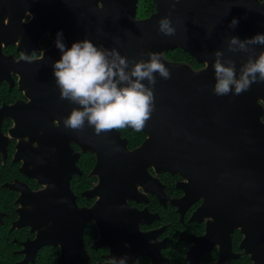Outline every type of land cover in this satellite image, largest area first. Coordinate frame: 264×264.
Instances as JSON below:
<instances>
[{"label":"flooded vegetation","instance_id":"af4514ba","mask_svg":"<svg viewBox=\"0 0 264 264\" xmlns=\"http://www.w3.org/2000/svg\"><path fill=\"white\" fill-rule=\"evenodd\" d=\"M213 1L225 9L227 0H206L205 5ZM162 2L0 0V264L60 262V244L36 248L37 232L29 225L17 227L25 204L20 203L22 190L11 186L38 193L55 185L51 202L59 204L65 194L60 187L68 176L64 166L71 167L76 155L81 173L72 174L70 189L79 208L93 211L80 241L82 257L74 264H111V255L127 257V264H264V148L253 146V136L241 149L223 147L218 134L203 139L195 158H189L188 169L200 172L195 180L190 174L183 178L148 168V177L137 182L136 191L119 208L114 199L99 207V196H84L99 183L92 176L97 157L73 141L78 130L61 128L70 111L64 112L53 75V64L62 55L55 43L57 33H63L66 49L86 39L93 44L118 40L132 18L151 19ZM251 3L258 10L264 0ZM207 34L217 35L211 30ZM171 52L165 57L172 62L194 70L205 67L189 53L197 65L171 60ZM22 53L30 55L31 62H25ZM261 120L264 123V116ZM119 130L131 151L147 138L142 131ZM223 165L232 170L225 175L234 178L231 183L219 180ZM34 168H40L51 184L25 173ZM70 236L69 242L75 243L76 237ZM67 256L66 262L72 259Z\"/></svg>","mask_w":264,"mask_h":264},{"label":"water","instance_id":"95a60500","mask_svg":"<svg viewBox=\"0 0 264 264\" xmlns=\"http://www.w3.org/2000/svg\"><path fill=\"white\" fill-rule=\"evenodd\" d=\"M57 1L46 0V3L57 4ZM163 2L164 6L159 5V12L151 19L138 21L135 17L132 18L126 27L124 38H109L94 44L107 49L115 48L130 62L142 59L147 61V53H158L171 73L168 80L154 74V111L141 130L147 134V138L139 148L131 151L120 130L96 135L87 121L85 126L78 130L76 138H73L83 152L93 153L97 157L92 176L98 177L99 183L84 196H99V207L114 199L119 208V204L124 202L122 200H126L130 196L129 193L136 191L137 182L140 183L142 177H148L147 169L151 167L156 168L158 173L170 172L183 178L190 174L192 180L199 178L195 176L200 174L199 171L188 169L191 164L189 158H195L203 139L212 140L215 134H218L217 139L223 142V147H247L242 143L250 144L253 136V146L264 148V123L261 120L264 116V82L253 83L248 91L240 95L230 93L228 96L217 97L213 93L216 81L212 67L214 52L222 51L224 59L235 62L238 78L240 68L249 57L255 60L260 52L264 51L262 45L250 46L249 52L233 53L228 50L230 37L244 41L257 34H264V5L254 10L251 8V0H227L225 9H220L214 1L205 5L206 0ZM164 17L170 19L176 30L175 36L167 37L159 32L158 22ZM233 19L238 23L234 28H230ZM209 30L217 35L209 38ZM176 49L189 53L198 63L205 64V67L194 70L189 65L168 60L165 53ZM142 83L146 86L148 84L147 81ZM63 101L64 112H71V109L79 107L67 100ZM60 123L61 128H65L62 122ZM25 145L33 149L32 143ZM39 148L38 146L35 150ZM77 158L78 155L73 159L71 167L64 166L68 176L60 187L65 194L60 197L63 201L59 204L58 201L51 202L50 195L53 187L56 189L55 185L48 186L47 190L38 193H32L17 185L11 186L12 189L22 190L20 203L24 200L25 204L22 203L24 207L19 210L20 220L17 227L29 225L37 232L36 248L46 244H60L63 252L58 264H74L76 257L77 261L82 257L80 241L85 224L91 219L90 213L93 211L79 208L70 189L72 174L81 173L76 165ZM230 170V166L223 165L219 180L231 183L234 178L225 176L231 173ZM42 172L40 168H34L25 173L42 184L50 185L51 179L48 181L49 177H45ZM125 190L128 194L123 196L121 192ZM106 191L109 198L107 193L104 194ZM29 205L32 207L31 211H28ZM68 234L73 240L76 237L75 243L69 242ZM68 254L72 259L66 262ZM109 258L112 259V255Z\"/></svg>","mask_w":264,"mask_h":264},{"label":"clouds","instance_id":"9594fccd","mask_svg":"<svg viewBox=\"0 0 264 264\" xmlns=\"http://www.w3.org/2000/svg\"><path fill=\"white\" fill-rule=\"evenodd\" d=\"M237 23L233 19L229 27L234 28ZM158 26L164 36H175L176 30L168 17L160 19ZM55 43L62 53L53 64L60 99L79 106L73 108L63 121L66 128L80 130L87 121L96 135L123 128L137 132L143 130L154 111V74H159L164 80L171 78L160 54L149 52L147 61L130 62L115 48L97 47L87 39L66 49L62 32L57 33ZM254 45L264 46V34L244 41L230 37L228 50L233 53L249 52L250 46ZM213 55L216 81L213 93L217 97L230 93L240 95L248 91L253 83L264 82V51L255 60L249 57L240 68L238 78L233 60L224 59V53L219 50ZM22 59L31 62L30 55L22 53ZM143 81L148 82L147 86ZM111 264H127V257H113Z\"/></svg>","mask_w":264,"mask_h":264},{"label":"trees","instance_id":"16d2710c","mask_svg":"<svg viewBox=\"0 0 264 264\" xmlns=\"http://www.w3.org/2000/svg\"><path fill=\"white\" fill-rule=\"evenodd\" d=\"M168 57L172 60H175V61H181V62H189V63H193L194 65H197L194 61V59L192 57H190L187 53H185L183 50L181 49H178V50H175L173 52H171ZM125 131H127L125 129ZM56 257V256H55ZM54 261V260H52ZM51 261V262H52ZM42 264H46V263H42Z\"/></svg>","mask_w":264,"mask_h":264}]
</instances>
